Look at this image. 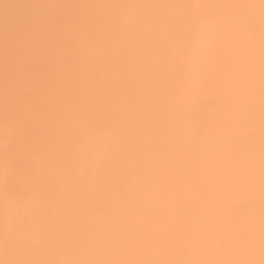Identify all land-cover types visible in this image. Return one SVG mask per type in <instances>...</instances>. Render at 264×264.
I'll return each mask as SVG.
<instances>
[{
    "label": "snow or ice",
    "instance_id": "1",
    "mask_svg": "<svg viewBox=\"0 0 264 264\" xmlns=\"http://www.w3.org/2000/svg\"><path fill=\"white\" fill-rule=\"evenodd\" d=\"M0 264H264V0H0Z\"/></svg>",
    "mask_w": 264,
    "mask_h": 264
}]
</instances>
